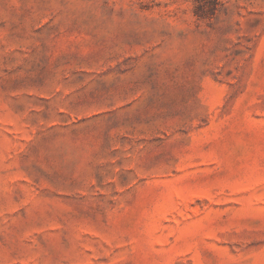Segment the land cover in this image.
<instances>
[{"label":"rangeland","instance_id":"1","mask_svg":"<svg viewBox=\"0 0 264 264\" xmlns=\"http://www.w3.org/2000/svg\"><path fill=\"white\" fill-rule=\"evenodd\" d=\"M0 264H264V0H0Z\"/></svg>","mask_w":264,"mask_h":264}]
</instances>
